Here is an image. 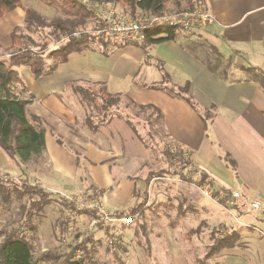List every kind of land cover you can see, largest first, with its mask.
<instances>
[{"label": "crops", "instance_id": "1", "mask_svg": "<svg viewBox=\"0 0 264 264\" xmlns=\"http://www.w3.org/2000/svg\"><path fill=\"white\" fill-rule=\"evenodd\" d=\"M29 7L42 16L53 11L39 0ZM179 8L171 2L166 10ZM16 9L0 18V24L9 22L13 14L12 24L21 22L25 12ZM202 9L214 21L200 33L177 32L174 39L158 44L146 39L143 46L94 41L85 50L70 53L66 62L38 80L26 67H20L27 88L24 96H33L26 107L28 117L39 118L41 124L32 123L45 130L44 163L30 173L26 170L30 162L19 163L17 170L23 180L38 185L51 197L94 188L99 204L117 214H125L139 203V191L144 192L145 179L153 171L149 164H158L154 160L157 155L141 139L133 122L140 118L137 112L129 113V117L113 115L94 132L86 127L81 87L101 85L119 98L115 113L130 104L137 111L157 114V121L149 117L147 122L159 127L165 149H178L181 160L192 165L196 179L203 172L212 180V189L218 194L209 201L217 203L215 208L219 206L235 218L232 212L236 211L224 201L229 197L225 191H237L244 197L255 195L264 202V90L246 79L243 72L248 67L264 71V0H202ZM13 27L8 26L5 34L9 35ZM165 36L160 33L151 39ZM190 43L195 55L202 57V51L215 49L229 63L226 80L209 71L185 48ZM159 65L172 86L188 85L184 97L195 107L183 96L150 88L162 83ZM5 158L0 150V161ZM0 169L15 173L7 164ZM169 177L185 182L180 175L162 179ZM189 184L195 187L189 188L195 189V202L201 203L198 186ZM219 200L225 206L218 204ZM239 220L252 239H247L241 250L226 249L231 252L213 264H264V210L253 216L242 215ZM240 226L234 227L240 231Z\"/></svg>", "mask_w": 264, "mask_h": 264}, {"label": "rangeland", "instance_id": "2", "mask_svg": "<svg viewBox=\"0 0 264 264\" xmlns=\"http://www.w3.org/2000/svg\"><path fill=\"white\" fill-rule=\"evenodd\" d=\"M22 1V5L18 8L25 10L26 8L31 9L29 4H33L38 0ZM171 2L173 0H170L169 3ZM116 7L118 12L127 13L121 6L116 5ZM184 8H187V6L185 5L179 9ZM16 10L15 12H19V9ZM52 10L49 13L50 16L41 15L45 27L27 25L24 19L18 24H12L14 21L10 18L14 17V14L7 15L10 17L13 14L10 18L8 17L9 22L0 24V59H7L10 54L15 52V48L10 45V35L13 32L22 37L23 42L27 39L31 48L41 54H46L60 43L65 42V38L62 37L61 40H57L50 34L52 31L48 28L50 21L57 17L63 18L60 12L54 8ZM8 26L9 28L14 26L9 35L5 34ZM98 28L100 26L96 20L88 18L84 31L79 30L96 36L97 39L99 37L104 40L102 36L95 32ZM175 32L179 31L176 30ZM96 43L101 44L97 40ZM81 88L84 92L81 97L84 102L83 105L86 107L84 110L87 116L86 119L88 118L90 121L86 127L97 128L102 123L103 114L97 110L94 101L96 100L98 103L102 94L98 87L86 86ZM173 88L176 90V87L173 86ZM127 105L128 107L125 110L120 109L121 113H112L113 115H125L127 117L135 112L140 115L139 122L134 120L133 122L138 127L141 139L157 155L154 156V160L158 164L151 162L148 169L157 171L168 168L178 175L184 170V177L196 179L198 174L189 162L187 163L186 160L184 162L181 159L170 162L163 156L162 153L166 150L162 138L163 134L160 133L159 127L147 122L149 117L151 119L155 118L157 121V114L151 111L150 114L147 111H137L138 109L131 108L130 104ZM123 106L121 104L120 108H123ZM147 114H149L148 117ZM1 161L0 165H9L15 173L10 174L0 169V181L4 183L7 180L15 181L19 186H22L23 192L20 200L15 199L16 197L13 195L6 206L0 202V228L22 226L25 234L34 237L35 257L47 250L60 255L57 261L50 264H63L66 257L74 249H76L74 259L81 260L84 257L83 248L87 250L92 261L98 264H213L216 260L224 259L226 254L231 252L223 249L209 254L213 239L225 233L223 227L226 225L231 226L230 228H237L234 227L235 225L240 226L241 212L235 210L236 212H232L235 218H231V215L229 214V216L219 206L215 208L217 203H212L209 201L211 199L203 197L199 189H197L198 198L202 200L201 203H196L193 195L195 189H189L195 188L189 184L191 182L185 181V183L179 177L165 179L155 177L151 180L148 191L143 192L140 189L138 194L139 203H145L142 209L143 217L130 225L116 224L103 229L92 224L96 219V214L90 207L85 208L84 204L89 206L98 201L97 198L91 195L89 189L72 192L65 196L51 197L38 185L23 180L19 175L21 172L17 170L19 167L17 159L12 160L6 155V158ZM29 162L30 166L27 167L29 169H26L28 173L33 170L36 171L39 168L38 166L41 167L44 163L42 157L33 158ZM25 182L35 187L31 186L28 187V190H25L26 187L23 186ZM62 198L67 204L68 202L74 203L79 210L87 209L89 213H81L76 209H72L70 204L63 205L61 203ZM35 203H38L39 207L34 205ZM27 213L32 214V216L30 220L26 221ZM243 226H240V235L233 247H237L239 250L245 247L246 240L252 236L251 232L247 231V227Z\"/></svg>", "mask_w": 264, "mask_h": 264}, {"label": "trees", "instance_id": "3", "mask_svg": "<svg viewBox=\"0 0 264 264\" xmlns=\"http://www.w3.org/2000/svg\"><path fill=\"white\" fill-rule=\"evenodd\" d=\"M45 6L54 8L60 12L63 16L54 18L50 21L48 26L52 29L50 34L61 40L65 38V42L60 43L54 49L50 50L46 54H41L34 51L31 48L30 42L25 39L23 42L22 37H19L14 32L11 33V46L15 48V52L10 54L7 59H0V149L10 158L17 159L18 163L26 164L33 158H40L44 151V128L40 126H34L32 122L41 124V120L35 116L28 117L27 105L33 101V96L27 94V88L20 76L19 68L26 67L31 73L34 80H38L43 75L52 73L58 64L64 63L70 53L81 52L85 50L88 45L94 41H99L101 44H108V41L102 38L97 39L96 36L86 34L84 26L88 18H92V15L82 5L81 0H39ZM92 3L111 2L113 4L121 6L127 15L133 16L138 11L143 14H160L166 10L170 0H89ZM175 6L180 7V3L183 2L189 9H202V0H173ZM22 0H0V18L9 13L15 8L20 7ZM24 20L27 25H35L37 27H45L40 14L34 10L26 8L24 10ZM82 31H80V30ZM79 32L78 36H73L75 32ZM176 30L169 28H158L150 30L147 34V40L150 44H158L164 41L172 40L176 36ZM165 33L164 38L151 39L154 35ZM29 42V43H28ZM133 45V44H128ZM137 45V44H135ZM143 46V44L141 45ZM185 48L196 58L199 59L206 68L215 73L221 79L226 80L227 69L229 63L223 61L222 56L214 49L210 53L202 51V57L195 55L192 44H188ZM159 70L162 75V83L156 86H150L152 89H164L171 94L183 96L187 92L188 85L186 84L182 88H173L170 78L167 73L159 65ZM243 72L246 75V79L252 80L257 83L264 90V71L259 68L248 67L243 68ZM170 85V86H169ZM169 86V87H167ZM101 92L100 101L97 103L94 101V105L97 110L103 114L102 123L108 122L115 110L119 105V98L115 95L108 93L104 86H98ZM185 100L195 107L193 101L190 98L184 97ZM141 107L140 109H145ZM119 116V115H118ZM120 117V116H119ZM86 125L90 123L87 118ZM133 127L132 123H130ZM89 128V127H88ZM98 128V127H97ZM97 128H89L90 131H96ZM59 141V140H58ZM166 160L173 162L174 160L181 159V154L176 150L171 152V148L165 150L162 153ZM178 175L175 171H171L168 168L153 171L148 173L145 179L144 192L149 189L150 182L153 178L174 176ZM181 178L186 179L184 181L195 183L196 186H207L213 188V182L209 179L208 175L201 172L197 179H191L180 175ZM25 190L32 185H24ZM11 187V188H10ZM22 186H19L15 181L7 180L6 183L0 181V199L1 203L6 206L9 203L12 196L15 195V199L20 200L23 190ZM35 187V186H32ZM91 195L98 198V194L94 188L89 187ZM14 190V191H13ZM46 193V192H45ZM230 195V191H225ZM48 194V193H47ZM216 194H218L216 192ZM61 203L65 206L70 204V208L76 209L81 213H89L87 209H81L76 207L74 203H69L62 199ZM218 204L225 206L222 200H219ZM34 205L39 207L38 203ZM145 203L140 202L135 204L124 215H132L136 212H142ZM236 209V207H234ZM32 214H26V221L30 220ZM122 216V214H119ZM32 230V229H31ZM224 234L219 235L213 239V244L209 254H213L223 249L233 248L239 237L238 228L223 227ZM34 237L32 235L25 234L22 226L0 228V264H50L53 261H57L60 257L59 254H55L50 250L41 253L38 257L34 256ZM76 249L66 257L63 264H98L93 262L87 250H84V257L81 260L74 259V252Z\"/></svg>", "mask_w": 264, "mask_h": 264}, {"label": "built area", "instance_id": "4", "mask_svg": "<svg viewBox=\"0 0 264 264\" xmlns=\"http://www.w3.org/2000/svg\"><path fill=\"white\" fill-rule=\"evenodd\" d=\"M81 3L100 26L95 32L116 44L142 45L147 39L148 32L158 28H169L183 33H200L214 21L213 16L203 9L165 10L160 14H143L138 11L135 15L130 16L118 12L116 5L111 2L92 3L89 0H81ZM78 34L79 32H75L73 36H78ZM171 152H174L173 148H171ZM184 173L183 170L180 175L184 176ZM198 189L205 198L211 200L217 198L216 191L212 188L198 186ZM224 201L231 209L238 210L246 216L258 214L264 210V202L255 195L244 197L240 192L233 191ZM84 205L85 208L90 207L96 214V219L92 224L103 229L116 224L130 225L143 217L140 211L132 215L122 214L119 216L97 202L89 206Z\"/></svg>", "mask_w": 264, "mask_h": 264}]
</instances>
